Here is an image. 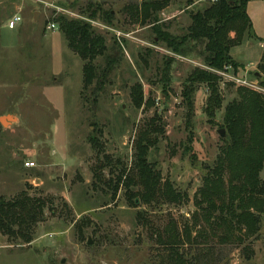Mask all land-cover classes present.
<instances>
[{
	"label": "rangeland",
	"instance_id": "rangeland-1",
	"mask_svg": "<svg viewBox=\"0 0 264 264\" xmlns=\"http://www.w3.org/2000/svg\"><path fill=\"white\" fill-rule=\"evenodd\" d=\"M67 1L0 0V197L12 199L26 190L46 201L43 220L29 244L9 241L0 233V264H170L155 244L149 224L162 226L172 219L182 232L195 223L194 199L203 166L211 165L223 145L218 132L223 129V107L236 96V82L226 74L245 76L240 69L227 68L224 74L212 70L219 77L220 110L208 119L203 109L208 91L197 84L187 123L182 91L189 73L204 68L198 50L179 56L154 44L149 26L131 21L130 7L144 0H71L69 7ZM213 1L169 0L157 18L171 34L180 35L190 24L192 11ZM89 3L110 11L112 25L87 19L83 10ZM245 8L254 36L230 54L246 64L247 72L256 73L264 55V0H251ZM15 13L22 22L10 30L6 22ZM58 16L89 22L108 45L115 39L121 48L119 67L95 106L90 89L83 90L82 60L67 47L58 29H47ZM162 57L173 60L165 88L160 82ZM246 77L256 90L247 88L264 94L252 74ZM134 85L142 91L139 107L131 102ZM154 117L160 119L164 132L147 160L163 180L185 194L182 203L146 207L137 201L133 206L123 187L114 198L102 183L94 189L93 172L100 163L105 165L104 156L130 168L136 135L141 128L156 126L157 120L151 122ZM92 123L101 133L99 153L88 141ZM25 162H33L34 167L25 169ZM102 171L106 179L116 174L106 165ZM259 172L264 179V165ZM140 212L145 220H138ZM255 215L254 234L242 237L243 231H237L241 241L223 243L206 236L185 244L180 253L193 264H264V210Z\"/></svg>",
	"mask_w": 264,
	"mask_h": 264
},
{
	"label": "trees",
	"instance_id": "trees-1",
	"mask_svg": "<svg viewBox=\"0 0 264 264\" xmlns=\"http://www.w3.org/2000/svg\"><path fill=\"white\" fill-rule=\"evenodd\" d=\"M248 1L210 2L202 9L192 11L189 15L190 24L180 35L171 34L169 26L157 18L169 0H144L139 6L130 7L131 21L148 25L156 41L154 44L163 45L166 50L179 56H185L193 49L198 50L204 68L196 67L189 73L182 91L187 123L192 116V97L197 84H204L208 91L203 108L208 119H213L215 112L220 110L222 95L219 92V77L212 70L222 72L224 67H228L234 72L245 69L244 64L232 58L230 51L240 42L254 36L245 8ZM83 14L89 20H97L105 26L112 25L111 12L104 10L100 4L89 3ZM51 21L64 35L67 47L82 60L83 90L90 89L91 102L95 106L97 98L109 82V76L119 67L120 46L115 39L108 45L104 37L84 20L58 16ZM162 58L160 82L165 88L171 80L173 60ZM260 59L257 64L259 70L256 73L247 72V75L252 74L264 89V55ZM143 60L146 61L145 57ZM235 88L236 96L223 107L220 123L225 131L223 145L211 165L203 166L205 171L202 173V184L194 199L197 210L192 219L195 223L184 226L182 232L177 230L172 219L162 226L149 224L155 235V244L162 249L170 264H193L187 262L180 252L185 244L194 243L196 238L207 236L226 243L241 241L237 231H243L242 237L254 234L258 221L255 214L264 210V179L259 176L264 165V94L243 85ZM130 97L132 104L139 107L142 101L139 85L130 88ZM155 120L158 124L151 130L145 127L138 131L133 142L130 168L123 166L119 159L113 161L109 156H104L105 165L109 170L113 168L116 174L113 179H106L102 171L105 165H97L93 172L94 189L98 183H102L111 191V198H114L119 187H123L133 206H137V201L138 205L146 207L182 203L185 194H180L168 180H163L155 165L147 160L150 149L156 146L157 139L164 132L160 119L154 117L151 122ZM91 126L88 141L91 148L99 153L101 144L98 138L101 133L94 123ZM45 209L46 201L39 196L29 195L26 190L12 199L0 197V233L9 241L19 240L29 244L37 225L43 220ZM142 214H137L139 221L145 220ZM193 232L195 237H192Z\"/></svg>",
	"mask_w": 264,
	"mask_h": 264
},
{
	"label": "built area",
	"instance_id": "built-area-1",
	"mask_svg": "<svg viewBox=\"0 0 264 264\" xmlns=\"http://www.w3.org/2000/svg\"><path fill=\"white\" fill-rule=\"evenodd\" d=\"M22 22V17L19 13H15L14 15H12L6 22V27L10 30H14L17 28V26H19ZM47 29L48 30H55L57 29V26L53 23L47 25ZM263 46V44H261V47ZM228 67H224L222 73L224 74L226 72ZM247 70L248 69H244L243 70V75L245 77H240V78H237L236 76H233V73H229L226 74V76H228L231 80L235 81L236 82V85H245L247 87H251V88H254L256 90V86H254L253 83L249 82L247 80ZM24 167L26 168H33L34 167V163L33 162H25L24 163Z\"/></svg>",
	"mask_w": 264,
	"mask_h": 264
},
{
	"label": "water",
	"instance_id": "water-1",
	"mask_svg": "<svg viewBox=\"0 0 264 264\" xmlns=\"http://www.w3.org/2000/svg\"><path fill=\"white\" fill-rule=\"evenodd\" d=\"M67 2H68V4H70L71 0H68ZM218 132H219V135H220L221 137H224L223 129H220Z\"/></svg>",
	"mask_w": 264,
	"mask_h": 264
},
{
	"label": "crops",
	"instance_id": "crops-1",
	"mask_svg": "<svg viewBox=\"0 0 264 264\" xmlns=\"http://www.w3.org/2000/svg\"><path fill=\"white\" fill-rule=\"evenodd\" d=\"M250 1H251V0H250ZM248 2H249V1H248ZM248 2H247V3H248ZM247 14H248V13H247ZM240 62H241V61H240ZM249 63H250V62H249ZM242 64H243V63H242ZM245 65H246V64H245ZM245 69H247V67H246V66H245ZM25 169H30V168H25ZM30 183H31V182H30Z\"/></svg>",
	"mask_w": 264,
	"mask_h": 264
}]
</instances>
